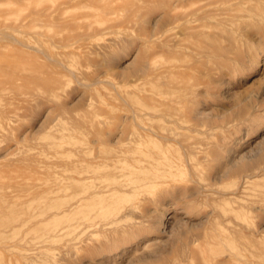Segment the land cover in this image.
I'll use <instances>...</instances> for the list:
<instances>
[{"label":"rangeland","instance_id":"1","mask_svg":"<svg viewBox=\"0 0 264 264\" xmlns=\"http://www.w3.org/2000/svg\"><path fill=\"white\" fill-rule=\"evenodd\" d=\"M0 264H264V0H0Z\"/></svg>","mask_w":264,"mask_h":264},{"label":"bare ground","instance_id":"2","mask_svg":"<svg viewBox=\"0 0 264 264\" xmlns=\"http://www.w3.org/2000/svg\"><path fill=\"white\" fill-rule=\"evenodd\" d=\"M176 19V18H175ZM232 50V49H231ZM169 52V51H168ZM171 52V51H170ZM174 53V52H173ZM173 64V63H172ZM256 64V63H255ZM130 151V150H129ZM140 160V159H139ZM123 163V162H122ZM126 170V169H125ZM119 175V174H118ZM120 175L122 176V174L120 173ZM119 175V176H120ZM115 176V175H114ZM114 190H115V188H113ZM109 190V189H108ZM92 193V192H91ZM85 196V195H84ZM80 197V196H79ZM86 201V200H85ZM75 205H76V203H75Z\"/></svg>","mask_w":264,"mask_h":264}]
</instances>
